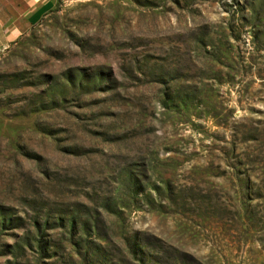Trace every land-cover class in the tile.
Wrapping results in <instances>:
<instances>
[{"label":"rangeland","instance_id":"obj_1","mask_svg":"<svg viewBox=\"0 0 264 264\" xmlns=\"http://www.w3.org/2000/svg\"><path fill=\"white\" fill-rule=\"evenodd\" d=\"M47 9L0 45V264H264V0Z\"/></svg>","mask_w":264,"mask_h":264},{"label":"crops","instance_id":"obj_2","mask_svg":"<svg viewBox=\"0 0 264 264\" xmlns=\"http://www.w3.org/2000/svg\"><path fill=\"white\" fill-rule=\"evenodd\" d=\"M53 2L54 0H0V45L32 26L35 17L45 8L48 11Z\"/></svg>","mask_w":264,"mask_h":264},{"label":"trees","instance_id":"obj_3","mask_svg":"<svg viewBox=\"0 0 264 264\" xmlns=\"http://www.w3.org/2000/svg\"><path fill=\"white\" fill-rule=\"evenodd\" d=\"M11 221V220H7L6 222H4L3 220L0 221V226H4L7 225V223ZM70 225H72V220H70ZM37 247L38 250L40 251V253H43L44 248H42V245H40V243H37Z\"/></svg>","mask_w":264,"mask_h":264}]
</instances>
